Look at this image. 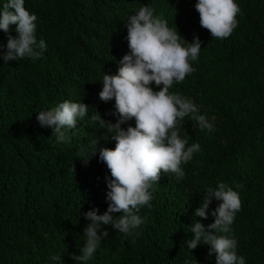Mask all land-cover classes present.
<instances>
[{"label":"trees","instance_id":"1","mask_svg":"<svg viewBox=\"0 0 264 264\" xmlns=\"http://www.w3.org/2000/svg\"><path fill=\"white\" fill-rule=\"evenodd\" d=\"M0 264H264V0H0Z\"/></svg>","mask_w":264,"mask_h":264}]
</instances>
